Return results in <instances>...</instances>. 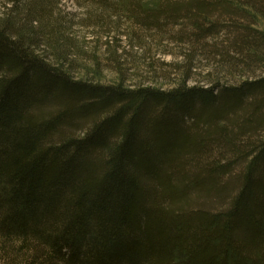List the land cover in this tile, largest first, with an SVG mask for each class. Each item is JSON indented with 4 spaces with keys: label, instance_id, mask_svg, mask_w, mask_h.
Listing matches in <instances>:
<instances>
[{
    "label": "trees",
    "instance_id": "1",
    "mask_svg": "<svg viewBox=\"0 0 264 264\" xmlns=\"http://www.w3.org/2000/svg\"><path fill=\"white\" fill-rule=\"evenodd\" d=\"M85 1L179 29L185 72L78 79L60 0H0V264H264V0Z\"/></svg>",
    "mask_w": 264,
    "mask_h": 264
},
{
    "label": "rangeland",
    "instance_id": "2",
    "mask_svg": "<svg viewBox=\"0 0 264 264\" xmlns=\"http://www.w3.org/2000/svg\"><path fill=\"white\" fill-rule=\"evenodd\" d=\"M58 14L66 34V50L71 54L65 68L78 79L117 83L121 79L131 87L155 86L170 89L181 80L186 68L185 53L165 30H144L128 15L112 17L101 27L92 18L95 8L85 0H60ZM3 6L0 4V14ZM256 25L264 30V17L252 14ZM50 60L56 61L54 51L42 47ZM60 60V59H59ZM189 85H207V73L212 64L201 56L195 61ZM177 65L184 66L181 70ZM264 70V69H263ZM259 71L257 74H261Z\"/></svg>",
    "mask_w": 264,
    "mask_h": 264
}]
</instances>
